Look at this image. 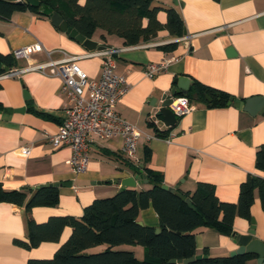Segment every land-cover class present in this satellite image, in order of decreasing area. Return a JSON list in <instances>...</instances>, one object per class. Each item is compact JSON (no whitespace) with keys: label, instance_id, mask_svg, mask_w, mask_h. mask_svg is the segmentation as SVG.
Instances as JSON below:
<instances>
[{"label":"crops","instance_id":"obj_1","mask_svg":"<svg viewBox=\"0 0 264 264\" xmlns=\"http://www.w3.org/2000/svg\"><path fill=\"white\" fill-rule=\"evenodd\" d=\"M153 5L174 9L179 14L184 25L181 37L163 30L149 42L130 49L121 38L99 29L90 39L98 46L128 48L115 56L116 73L129 86L116 111L140 132L133 158L128 159L121 152L120 138L92 137L86 171L72 173L67 164L71 156L69 147L56 149L47 138L57 132L69 106V98L60 92V79L37 71L0 79V183L7 191L23 190L26 199L40 186L58 185L60 200L56 206L32 209L30 216L37 224L46 223L51 217L80 218L94 200L111 197L122 189H150L151 185L142 177V168L159 173L162 185L172 189L177 186L179 193L193 192L198 183L210 184L219 201L233 204L238 200L240 184L248 176H264L255 166L256 153L264 144L262 114L250 115L232 105L210 108L196 99L190 100L194 109L184 117H176L175 125L169 128L159 113L171 89H177L173 81L179 77L190 81L189 88L197 81L227 92L238 101L253 97L264 100V0H154ZM157 19L161 24L166 22L163 10L158 12ZM35 43H40L50 55L41 52L28 60L15 59L14 68L26 69L60 60L63 53L81 57L97 50H86L53 26L47 16L26 11L13 13L8 20L0 19L1 54H13L14 50ZM172 43L177 45L169 53L161 47ZM167 60L170 61L165 70L153 78L144 75L149 64ZM76 64L89 79H99L100 58H81ZM149 120H155L159 129L168 130V141L155 137L147 126ZM145 135L152 139L146 141ZM22 147H28L30 153L22 154ZM145 148L150 151L148 160L144 158ZM127 178H134L136 185L122 186ZM251 217L255 222L253 238L264 243V213L257 191ZM137 221L142 226L159 228L151 206L139 212ZM26 225L23 205L0 203V264L51 259L71 234V228L66 227L57 242L25 250L13 241H27ZM249 226L250 222L236 217L232 228L245 235ZM193 233L196 255L224 257L238 249L230 236L215 229L200 227ZM105 248L99 246L88 252ZM114 249L131 251L140 260L146 258L145 250L139 246ZM256 259L254 256L246 264H258Z\"/></svg>","mask_w":264,"mask_h":264},{"label":"trees","instance_id":"obj_2","mask_svg":"<svg viewBox=\"0 0 264 264\" xmlns=\"http://www.w3.org/2000/svg\"><path fill=\"white\" fill-rule=\"evenodd\" d=\"M32 6L27 0H0V19L8 20L16 12H32L47 16L57 13L68 28L79 35L91 39L99 29L107 35L123 40L126 46H136L149 42L160 31L181 37L184 25L174 9H161L153 5L154 0H36ZM163 10L166 22L161 24L157 14ZM104 39V36H101ZM177 44L161 46L165 52L173 50ZM17 65L12 54L0 53V75ZM186 97L199 99L210 108H224L232 95L227 92L193 81ZM209 97V101L205 99ZM161 117V116H159ZM147 126L155 137L166 138L168 130H161L149 120ZM150 151L144 149V158L149 159ZM144 159V160H145ZM256 168L264 174V144L255 157ZM150 189L126 188L108 198L96 199L84 208L82 216L51 217L46 223L37 224L31 215L35 207H54L58 204L59 192L55 185L36 188L26 199L23 190L7 191L0 183V203L24 206L27 223V241L14 240L13 244L25 250L37 248L45 242H57L66 227L71 228L68 239L48 260H29L26 264H171L170 261H183L196 255V241L193 231L200 227L212 228L220 234L235 235L232 225L236 217L251 221V207L254 191L264 213V176H248L240 184L236 203H225L217 199L214 187L198 183L191 193H180L189 205L175 193L162 188V176L150 169L142 168ZM152 207L155 211L159 233L155 228L138 224L141 210ZM141 246L146 258L137 259L133 252L116 250L118 246ZM99 246H106L98 252H88ZM205 256V255H204ZM253 254L224 257H208L189 264H246Z\"/></svg>","mask_w":264,"mask_h":264},{"label":"built area","instance_id":"obj_3","mask_svg":"<svg viewBox=\"0 0 264 264\" xmlns=\"http://www.w3.org/2000/svg\"><path fill=\"white\" fill-rule=\"evenodd\" d=\"M138 47V46H137ZM136 48V46L128 47ZM126 48H111L95 50L84 56H67L56 61L30 66L26 69L12 68L0 75V79L14 78L25 71H37L46 77L60 79V92L66 95L69 106L66 109V118L54 135L48 136L49 143L54 148L68 146L71 156L67 161L72 173L86 171L90 160L89 147L92 137L99 140L120 138L121 152L128 159L136 153L137 142L140 137L138 129L125 121L116 111L119 100L127 93L129 86L125 79L115 70V56ZM46 52L40 43H35L13 51L16 60L25 59L36 53ZM49 56L50 53L46 52ZM98 57L102 60L99 79H89L76 64L81 58ZM170 60L161 63H151L144 70V75L153 78L165 70ZM167 108L175 117H184L194 106L186 96L173 97ZM157 125L155 120H151ZM152 139L145 135V140ZM167 141L169 137L165 138ZM21 153L28 155L30 149L22 147Z\"/></svg>","mask_w":264,"mask_h":264},{"label":"water","instance_id":"obj_4","mask_svg":"<svg viewBox=\"0 0 264 264\" xmlns=\"http://www.w3.org/2000/svg\"><path fill=\"white\" fill-rule=\"evenodd\" d=\"M29 4L32 6L37 7L39 5L38 1L36 0H27ZM51 23L53 26H55L57 29H59L61 32L66 33L72 40L77 42L78 44L82 45L86 50H100L104 49L103 46H98L96 42L91 41L90 39H86L82 35H79L76 30L68 28L66 23L62 20V17L58 15L57 13H51L49 15ZM176 83L177 89L172 88L170 91L169 97H167L163 103L161 104V108L159 109V113L163 116L165 125L167 127H171L175 125L176 123V117L174 114L167 108L169 104H171L172 98L176 97L178 95L186 96L188 93V88L190 81L185 77H179L176 79V81H173ZM205 99L209 101V97L205 96ZM199 99H197L198 101ZM229 104H231L233 107L236 108H242L244 111L248 112L250 115H254L256 113L262 114L264 116V100L259 97H253L250 99H246L244 101H238L235 99H231ZM4 112H12L11 109H4ZM144 179V182H147L145 180V176H142ZM122 186L124 187H134L136 185L134 178H127L122 181ZM55 186H58L55 184ZM163 189H166L170 192L175 193L174 195H177L182 200H185V198L180 194L177 190V186L172 188H167L165 186H162ZM185 202L189 205L190 203L188 200H185ZM139 224V223H138ZM160 229L156 228L155 233H159ZM255 235V222L253 219L250 221L249 230L245 235H240L235 233L231 238L233 239L234 243L237 244L238 249L230 253V256L234 255H242V254H253V256L257 257L256 261L258 264H261L264 261V243L262 241H259L258 239L253 238ZM201 258H205V256L202 255H195L194 257H189V259H185L183 261H174L171 260V264H189L194 262L195 260H199Z\"/></svg>","mask_w":264,"mask_h":264},{"label":"rangeland","instance_id":"obj_5","mask_svg":"<svg viewBox=\"0 0 264 264\" xmlns=\"http://www.w3.org/2000/svg\"><path fill=\"white\" fill-rule=\"evenodd\" d=\"M108 198V197H107ZM139 247H141V246H139ZM142 248V247H141ZM143 249V248H142ZM100 251V250H99Z\"/></svg>","mask_w":264,"mask_h":264}]
</instances>
